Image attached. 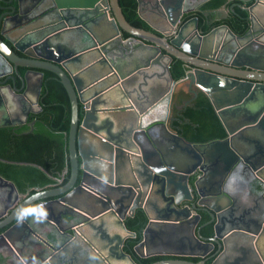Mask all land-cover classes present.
I'll use <instances>...</instances> for the list:
<instances>
[{
    "label": "water",
    "instance_id": "water-1",
    "mask_svg": "<svg viewBox=\"0 0 264 264\" xmlns=\"http://www.w3.org/2000/svg\"><path fill=\"white\" fill-rule=\"evenodd\" d=\"M190 1L138 0L139 15L151 27L146 29L128 21L120 0H0V32L13 45L0 36V58L10 67L0 72V111L8 114L0 127L27 123L36 103L42 110L46 70L60 77L72 104L64 170L69 181L16 207L6 223L12 225L1 235L9 239L10 232L34 231L37 222L38 236L49 238L38 250L43 255L38 264H53L56 252L67 250L63 236L89 244L95 254L86 264H137L124 246L137 236L126 222L138 210L145 212L147 224L133 251L141 258L171 255L149 264H208L207 259L264 264V217L245 218L254 224L238 222L236 198L225 189L242 159L264 183L262 0L250 5L244 35L227 24L204 34L198 16L185 20L198 8ZM174 57L189 68L178 80L170 67ZM21 67L29 70L22 73ZM30 72L37 77L34 89ZM181 83L194 94L182 108L198 90L207 94L226 129L224 138L190 142L170 126ZM164 102L166 116L146 123ZM122 120L126 123L118 128ZM160 125L172 144L156 141L153 129ZM88 138L96 142L94 150L86 148ZM0 184L17 190L2 175ZM193 191L211 217L206 223L199 224L196 204L184 205ZM188 256L201 259L182 258Z\"/></svg>",
    "mask_w": 264,
    "mask_h": 264
},
{
    "label": "trees",
    "instance_id": "trees-1",
    "mask_svg": "<svg viewBox=\"0 0 264 264\" xmlns=\"http://www.w3.org/2000/svg\"><path fill=\"white\" fill-rule=\"evenodd\" d=\"M120 5L130 23L151 29L139 15L138 0H120ZM224 5L229 8L227 18L208 23V18L213 17ZM250 5L251 0H207L195 11V15L199 17L200 27L205 33L224 22L237 34H245L250 27ZM170 67L176 80L186 75L187 66L183 60L174 57ZM41 98L43 110L34 115V119H37L34 131L24 133L28 126L19 129L0 127V175L14 181L23 191L30 185H37L38 190L56 188L67 183L70 177V172L65 176L62 173L69 162L66 133L71 126L72 104L65 85L56 73L45 71ZM173 126L190 142H207L224 138L227 134L212 101L202 91L191 104L180 111ZM146 224L147 216L143 210H138L135 217L127 220L128 228L137 232V236L126 246V250L132 252L134 257L137 256L133 248L142 239ZM212 231L213 227L209 226L205 233L211 235ZM163 257L166 256L137 258L138 264H149ZM193 260L199 258L194 257Z\"/></svg>",
    "mask_w": 264,
    "mask_h": 264
},
{
    "label": "flooded vegetation",
    "instance_id": "flooded-vegetation-1",
    "mask_svg": "<svg viewBox=\"0 0 264 264\" xmlns=\"http://www.w3.org/2000/svg\"><path fill=\"white\" fill-rule=\"evenodd\" d=\"M196 1L197 0H191L190 4L192 5L193 2H196ZM2 4H4V3L2 2ZM47 4L49 5L50 2H48ZM146 6L150 7L147 2H146ZM224 6H222L221 9H219V10H223L225 12V13H223L224 15H220V16L216 15V13L219 11L218 10L215 13L216 16L214 15L213 17L208 18V23L212 24L215 21L227 18V16L229 15V8L227 7V5L225 7ZM1 13H2V10H0V14ZM152 16L155 17V14ZM195 16H196L195 12H192V13L188 14L187 16H185L186 17L185 20H188V19L195 17ZM12 23H14V22L12 21ZM224 24H227V23L223 22L221 24H218V25L212 27V29L210 31L205 33L204 30L200 27V20H199V29L204 34H207V33L211 32L213 29L217 28L218 26H221ZM128 35H126V36H128ZM240 35H244V34H240ZM0 36H2L13 47L11 42L8 39H6L4 37V35L1 34V32H0ZM255 46H256V48H259V51H263V49H261V47L259 45L257 46L255 44L254 47ZM18 53L20 55L24 56L23 53H21V52H18ZM9 69H10L9 65L2 58H0V72H6ZM188 69L189 68H187V70ZM27 70H29V69L24 68V67L20 68V71L22 73H25ZM6 76H2L1 78L5 79ZM30 77H31V79H30L31 80V88L34 89L36 87L35 85L37 84V77L35 74H33L31 72H30ZM187 87H188V85H187ZM34 92H35V90H34ZM34 92L33 91L30 92L31 98H35ZM177 92H178V88H177ZM199 92H200V90H198V94H199ZM192 96H193V93L189 98H191ZM41 100H42V98L40 99V104L42 106ZM186 100H188V99H186ZM186 100H184V101H186ZM0 110H1V108H0ZM33 110L34 111L31 112L29 115L28 122L24 123V124H18L17 126H15L16 129L22 128L24 126H28V128L23 131L24 133L32 132L35 130L36 125H37V119H34V115H38L43 110V107H42V110H40L38 104L36 103L33 105ZM176 118L177 117H175L173 119V122H171L172 125H174V121ZM148 120H149V118L146 119L145 122L147 123ZM32 122H34L35 124L32 125L31 124ZM240 161L241 162H239L235 166V168L233 169L234 171L232 172V176H231L230 180H228L230 183H229V185H226L227 187L225 186V189L227 191H229L230 193H232L230 191V189H232V187H234V182L237 180L239 181L242 178L246 177L245 178V179H247L246 182L248 185H251V187L246 190L242 187H239V185H237V183H236V186H237L236 189L239 190L238 194L240 195V197L241 196L247 197L249 194L254 196L255 195V191L253 190L254 187L257 190V188H260L264 184H262V182L260 181L261 179L255 174L254 170L250 167V165L248 163L243 161V159ZM64 173H65V171H63L62 176H65ZM40 190H38L37 185L36 186H31V185L27 186L26 189L23 191L18 186H17V190H14L8 185L2 186L0 184V226H1L0 227V264H38V257L43 256L42 254L38 253V250L41 249L42 247H44V244H45L44 239H47L48 237L44 236L42 233H41V235L44 236L43 238L38 236V223L37 222L34 225V229H33L34 231L31 230L30 232H25V233L19 232V231L16 233L10 232V234H9L10 238L9 239L7 237L1 236L12 225L11 223L6 225V223L8 220L11 219L13 213L15 212L14 211L15 208L18 206H20V208L21 207L23 208L24 206H26L28 204V202L33 197H35ZM192 193H193L192 200L185 201L184 205H188L191 208H193L195 206L194 204H196L197 209H195V208H193V209L195 210V212L201 213V215H202V218H201L199 224L206 223L207 221H209L211 219V217L206 211H203L202 209L199 208L198 202L200 201V198L198 197V194L197 193L195 194V191H193ZM261 195H262L261 207L259 208V212H257V216L259 218H260V216L264 217V214L261 215L262 213H264V189H263ZM238 200H240L239 196L236 198V204L237 205L235 204L236 208L234 209V216H238V217L241 216L242 218L241 219L237 218V221L240 222L241 224H244V225L254 224V221H251V222L245 221V218H248L247 215L245 214L246 208L241 207V204L239 203ZM34 204H36V203H31L29 205V207L33 206ZM259 205H257V206H259ZM8 206H11V208L5 214V211L8 208ZM241 208H243V209H241ZM136 214H137V212H136ZM210 226H212V225H210ZM208 227L209 226L206 227V230ZM61 241H62L61 243L67 244V250L60 248L56 252V256H54V258H53V261H54L53 264H64V263H66V264H71V263L72 264H86L85 259L87 257L95 254V252L90 248L89 244L84 239L77 238L75 243L74 242L70 243L68 240V236H63ZM130 241H131V239H128L126 241V244L124 246L125 249H126V246L128 245V242H130ZM75 248L77 249L76 253L74 252ZM46 249H48V248H46ZM49 253H50V251H48L46 254H49ZM135 255L138 258H141L136 253H135ZM164 256H166V257H163L162 259L171 257V255H164ZM137 257H134V258L137 260V264H138L139 259ZM194 257H196V256H188V257H182V258H187V259L193 260ZM196 258H199V257H196ZM200 259L201 258H199V260ZM65 260H66V262H65ZM195 261H198V260H195ZM211 261H212L211 259H209V260L207 259L206 262L208 264H211Z\"/></svg>",
    "mask_w": 264,
    "mask_h": 264
},
{
    "label": "crops",
    "instance_id": "crops-1",
    "mask_svg": "<svg viewBox=\"0 0 264 264\" xmlns=\"http://www.w3.org/2000/svg\"><path fill=\"white\" fill-rule=\"evenodd\" d=\"M29 1V0H28ZM201 0H197L196 2H193V4L192 5H197L198 6V8L196 9V10H194L193 12H195V11H197L201 6H202V4H199V2H200ZM245 1H249V0H245ZM255 2H256V0H251V5H253V4H255ZM226 6V5H225ZM221 9V8H220ZM228 9V8H227ZM263 10H264V0H262L261 2H259L258 3V11H260V12H263ZM220 11V12H219ZM217 13H216V15H218V16H220V15H224L223 13H225L223 10H219ZM192 13V12H191ZM215 15V16H216ZM96 28H97V30L99 31V33L103 36H106V33H105V29L103 28V25H97L96 26ZM224 34H226V33H224ZM258 46V45H257ZM260 46V45H259ZM261 47V46H260ZM255 49H259V48H256V46H255ZM136 80H137V78L136 79H134V80H132V82H131V84H134L133 83V81L136 83ZM129 83H130V81H129ZM189 95V96H188ZM192 95V92H190L189 91V89H188V87H187V84L185 85L184 83H181V84H179L178 85V92L176 93V95H175V100H174V102H175V104L173 105V107H172V110H171V112H170V114L172 115V116H170L168 119H169V121H170V126L175 130V131H177L175 128H174V126L171 124V122H173V119L175 118V117H177V115H179V113H180V111L183 109L182 108V106L184 105V100H186V99H189V97ZM199 95V94H198ZM193 96H194V94H193ZM192 96V97H193ZM153 98V97H152ZM197 98V97H196ZM195 98V99H196ZM194 99V100H195ZM193 100V101H194ZM179 106V107H178ZM165 108H166V102H164V103H162L161 105H159L158 106V108L156 109V113H154V115H152V116H150V118H149V120L148 121H151L152 119H154V118H156V119H162L163 117H165L166 116V111H165ZM121 113V112H120ZM116 114V113H115ZM0 115L3 117V118H1L0 117V119H1V121H4V117H5V115H8L7 113H3L2 111H0ZM114 115V114H113ZM116 116L118 117V114H116ZM119 118V117H118ZM126 122H124V120H122V121H120V125H118V128H121L124 124H125ZM128 123V122H127ZM167 126V125H166ZM168 128V127H167ZM154 131H155V136H156V138H157V142L158 143H160V144H162L163 145V147L164 146H166V145H169V144H172V143H170V139L168 140L167 139V136H168V133H167V131L168 130H166L162 125H160V126H156V128H154L153 129ZM170 130V129H169ZM178 132V131H177ZM145 140V139H144ZM85 144H86V148H89V149H91V150H94L95 149V144H96V142L94 141V139H92V138H88V140L85 142ZM148 145V144H147ZM179 156H182L183 155V153L181 152V151H179L178 153H177ZM234 171V170H233ZM232 171V172H233ZM65 174H67V173H64V175ZM231 176H232V173L230 174V176H229V178H228V180H230V178H231ZM246 177H244V178H242L241 180H237V181H235L234 182V187H232V189H230V191L233 193L232 195H234L235 196V198H237L238 196H239V198H240V200H238L239 201V203L241 204V207H244V208H246L245 210H246V212H245V214L247 215V217L248 218H258V216H257V212H259V208L261 207V201H262V195H261V193H262V191H263V189H264V185H262L260 188H257V190L255 189V187H254V191H255V195L254 196H252V195H248L247 197H244V196H241L240 197V195L238 194V192H239V190L238 189H236V183H237V185H239V187H242V188H244V189H249L250 187H251V185H248L247 184V182H246V180L247 179H245ZM227 180V182H226V185H229V181ZM260 180V179H259ZM261 182H262V184H264L263 183V181L262 180H260ZM228 183V184H227ZM227 187V186H226ZM260 204V205H259ZM237 205V204H236ZM257 205H259V206H257ZM241 209H243V208H241ZM240 209V210H241ZM242 214V213H241ZM264 213H262L261 215H263ZM77 252V251H76Z\"/></svg>",
    "mask_w": 264,
    "mask_h": 264
}]
</instances>
